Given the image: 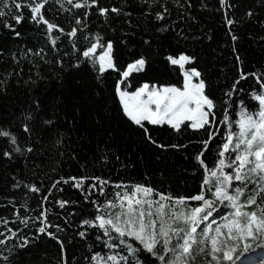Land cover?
Wrapping results in <instances>:
<instances>
[{"label": "trees", "instance_id": "obj_1", "mask_svg": "<svg viewBox=\"0 0 264 264\" xmlns=\"http://www.w3.org/2000/svg\"><path fill=\"white\" fill-rule=\"evenodd\" d=\"M178 3L182 7L177 0H158L151 7L145 0H99L100 6L117 7L121 13L102 17L95 8L91 9L85 21L87 28L78 33L77 47L83 50L88 46L86 35L91 38L99 34L105 41L111 40L121 70L144 57L145 71L133 74V87L145 82L181 86L178 66L170 65L166 58L181 53L194 56L196 63L192 66L203 73L207 92L216 101L217 115L222 118L220 109L227 99L224 93L238 78L239 70L264 73V0H229L234 7L227 14L237 21L231 29L220 0H178ZM160 4H166L169 10L163 21L155 18L162 11ZM84 11L74 10L70 14L52 0L44 14L67 32L76 26L75 16L83 19ZM249 11L253 13L251 17L246 15ZM24 16L19 25L10 17L0 19V127L15 134L21 148L34 149L25 155L13 153L11 160L0 158V217L10 221L9 228L22 230L19 235L32 241L26 248L16 247L10 260L12 264H65V261L89 264L85 259L91 256L89 248L101 251L102 245L92 234L95 230L88 229L86 239L78 233L86 230L80 226L81 221L91 219L94 209L72 184L61 183L57 188L51 185L61 177L96 176L113 182L150 185L173 196H192L200 190L203 173L194 156L200 150L197 141L204 139L205 134L187 131L179 135L167 126H150L152 138L158 144L188 145L180 149L157 147L123 117L115 96L117 73L110 72L101 81L90 66L73 67L75 57L70 39L62 36L57 43L59 51H54L45 27L30 22L27 9ZM5 20L20 32L19 37L4 27ZM165 27L167 31L162 30ZM230 31L238 37L237 41H232ZM234 46L241 58L239 65ZM40 48L44 49V60L34 56L25 59L22 55L28 49ZM13 54L19 63L13 60ZM58 59L63 60V68L55 63ZM242 84L249 92L258 88L251 77ZM27 113L36 119L26 121ZM232 114L235 116L234 106ZM48 118L55 120L51 127L41 123ZM25 123L32 127L31 135L23 132ZM57 140L61 142L57 144ZM0 145L11 150L6 138H0ZM13 177L25 184H35L41 192L33 194L23 187L13 189L16 182ZM112 191L109 187L108 192ZM43 196H48V200L42 201ZM92 198L103 202V197ZM25 199L27 207L22 208ZM61 200L69 203L60 208L57 202ZM44 209L49 210V222L62 229L57 232L51 227L49 231L63 241V256L57 240L37 233L38 220L30 219L28 227L16 221L17 212L31 218ZM0 232L7 234L3 225ZM19 242L14 239L8 246ZM4 254L9 253L5 250ZM143 258L145 264H155L150 258ZM197 264L203 261L198 260Z\"/></svg>", "mask_w": 264, "mask_h": 264}, {"label": "snow or ice", "instance_id": "obj_2", "mask_svg": "<svg viewBox=\"0 0 264 264\" xmlns=\"http://www.w3.org/2000/svg\"><path fill=\"white\" fill-rule=\"evenodd\" d=\"M51 2L0 0V19L10 17L19 25L24 21V10L27 9L30 22L45 27L47 40L54 51H59L57 43L62 36L70 39L72 55L75 57L73 67L88 65L101 81L106 74L117 73L119 79L115 84V96L123 117L141 129L146 139L157 147L180 149L188 145L158 144L152 138L150 126H167L179 135L187 131L205 134L204 139L197 141L200 150L194 156L203 173L200 190L192 196H173L150 185L113 182L96 176L61 177L51 185L57 188L61 183L72 184L84 194L85 202L94 209L95 214L91 219L81 221L80 226L86 230L78 233L82 239H86L89 235L87 230L93 229L95 240L102 245L101 251L89 248L91 256L85 257L89 264H145L143 257L150 258L155 264H197L198 260L203 261V264H264V73L239 70L238 78L224 93L227 99L220 109L221 118L217 115L216 101L207 92L208 83L203 73L192 66L196 63L194 56L181 53L166 58L170 65L178 66L182 75L181 86L145 82L133 87V74L145 71L147 61L144 57L121 70L111 40L105 41L99 34L91 38L86 35L84 39L88 46L83 50L77 47L78 33L87 28L85 21L91 9L95 8L102 17H107L109 13L119 15L121 9L102 7L99 0H56L60 8L70 14L74 10H85L83 19L75 16L76 26L65 32L62 27L45 18L46 6ZM145 3L151 7L158 0H145ZM177 5L182 7L178 0ZM220 6L226 10L225 21L231 29L237 21L228 16L227 10L234 5L229 0H220ZM160 7L162 11H158L155 18L163 21L169 10L166 4H160ZM246 15L251 17L253 13L249 11ZM4 27L13 31L16 37L20 36V32L7 20ZM162 30L167 31V28ZM54 32L58 35H53ZM230 35L233 42L238 40L231 31ZM233 53L239 65L241 58L235 46ZM22 55L25 59L34 56L44 60V49H28ZM13 60L19 63L15 54ZM49 62L45 60V63ZM55 63L63 68L62 59ZM250 77L258 88L249 92L242 82L248 81ZM241 93L246 95L241 96ZM233 106L235 116L232 114ZM24 119L33 121L36 117L27 113ZM41 123L51 127L55 120L48 118ZM23 132L31 135L32 127L28 123L23 124ZM0 138H6L7 144L11 146V150H6L0 145V158L11 160L13 153L25 155L34 151L30 146L21 148L17 136L2 127ZM60 142L57 140V144ZM209 156L212 157L210 161ZM13 179L16 180L13 189L23 187L33 194L41 192V188L35 184H25L15 177ZM109 187L113 189L111 193L108 192ZM92 197H103V202ZM47 200L48 196L42 197V201ZM57 203L60 208H64L69 201ZM20 207H27V199ZM40 207H43L42 202ZM48 211L44 209L39 216L31 218L22 217L17 212L16 221L28 227L30 219L38 220L40 226L37 233L57 240L63 256V241L49 231L51 227H55L57 232L62 229L49 222ZM9 223V220L0 217V225L7 231V234L0 232L2 264H12L10 256L15 248H26L32 242L19 235L22 230L9 228ZM14 239L20 242L9 247ZM5 250L8 255L4 254Z\"/></svg>", "mask_w": 264, "mask_h": 264}]
</instances>
